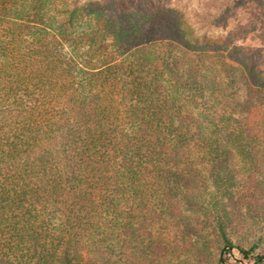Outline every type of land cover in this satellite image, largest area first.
I'll return each instance as SVG.
<instances>
[{
  "label": "trees",
  "instance_id": "trees-1",
  "mask_svg": "<svg viewBox=\"0 0 264 264\" xmlns=\"http://www.w3.org/2000/svg\"><path fill=\"white\" fill-rule=\"evenodd\" d=\"M253 4L0 0V264H264Z\"/></svg>",
  "mask_w": 264,
  "mask_h": 264
},
{
  "label": "rangeland",
  "instance_id": "rangeland-1",
  "mask_svg": "<svg viewBox=\"0 0 264 264\" xmlns=\"http://www.w3.org/2000/svg\"><path fill=\"white\" fill-rule=\"evenodd\" d=\"M225 1L226 0H121L124 6L130 8L143 7V5L148 7H155L161 4L179 6L184 8L190 15H193L194 10L202 11L205 5H209L208 7L213 12V5L220 6V3ZM251 23H254L253 30L250 28ZM240 24H247L249 27L248 29H246V31H239L238 27ZM219 26L223 27L215 28V31L226 35L233 42L255 46H264V4H253L244 8H237L235 12L231 13V15L227 18V24H221ZM253 241L258 242L259 236H248V238H245L243 240H236L235 242L248 244L252 243ZM260 251H264L263 245L261 246ZM232 256L243 263L242 260L238 258L240 256L237 251L232 252ZM170 262L171 264H174L175 259L171 258Z\"/></svg>",
  "mask_w": 264,
  "mask_h": 264
}]
</instances>
